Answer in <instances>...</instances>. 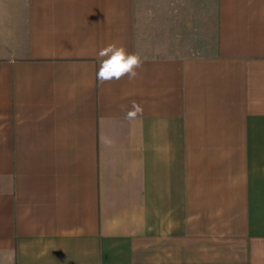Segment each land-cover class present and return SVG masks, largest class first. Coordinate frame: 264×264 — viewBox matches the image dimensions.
Returning <instances> with one entry per match:
<instances>
[{
  "label": "crops",
  "instance_id": "crops-1",
  "mask_svg": "<svg viewBox=\"0 0 264 264\" xmlns=\"http://www.w3.org/2000/svg\"><path fill=\"white\" fill-rule=\"evenodd\" d=\"M0 264H264V0H0Z\"/></svg>",
  "mask_w": 264,
  "mask_h": 264
},
{
  "label": "clouds",
  "instance_id": "clouds-1",
  "mask_svg": "<svg viewBox=\"0 0 264 264\" xmlns=\"http://www.w3.org/2000/svg\"><path fill=\"white\" fill-rule=\"evenodd\" d=\"M101 57L96 78L100 83L120 81L127 77L134 80L138 75V69L143 67V60L137 53H130L123 46L109 44L98 52ZM143 115V106L137 101H132L130 108L125 112V119L132 121Z\"/></svg>",
  "mask_w": 264,
  "mask_h": 264
}]
</instances>
